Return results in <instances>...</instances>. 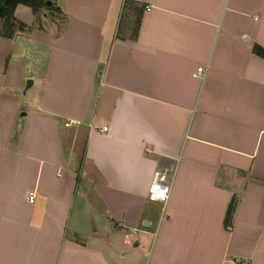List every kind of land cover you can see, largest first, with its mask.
Returning a JSON list of instances; mask_svg holds the SVG:
<instances>
[{
  "label": "crops",
  "instance_id": "obj_1",
  "mask_svg": "<svg viewBox=\"0 0 264 264\" xmlns=\"http://www.w3.org/2000/svg\"><path fill=\"white\" fill-rule=\"evenodd\" d=\"M53 1L0 35V264H264V0Z\"/></svg>",
  "mask_w": 264,
  "mask_h": 264
},
{
  "label": "trees",
  "instance_id": "obj_2",
  "mask_svg": "<svg viewBox=\"0 0 264 264\" xmlns=\"http://www.w3.org/2000/svg\"><path fill=\"white\" fill-rule=\"evenodd\" d=\"M47 0H0V35L6 37H14L18 31L28 29L27 25L19 21L15 17V10L19 4H25L32 7L34 13L39 14L43 7H47ZM55 8H49L53 9ZM255 51L264 56V49L260 46H255ZM236 201L232 202L226 216V222L229 223L233 217Z\"/></svg>",
  "mask_w": 264,
  "mask_h": 264
},
{
  "label": "built area",
  "instance_id": "obj_3",
  "mask_svg": "<svg viewBox=\"0 0 264 264\" xmlns=\"http://www.w3.org/2000/svg\"><path fill=\"white\" fill-rule=\"evenodd\" d=\"M204 72V67H199L197 74ZM108 127H104L107 130ZM173 176L166 170L158 169L153 174L152 183L149 189L150 198L154 200H160L164 203L167 202L172 188ZM29 200H35V193H30Z\"/></svg>",
  "mask_w": 264,
  "mask_h": 264
},
{
  "label": "rangeland",
  "instance_id": "obj_4",
  "mask_svg": "<svg viewBox=\"0 0 264 264\" xmlns=\"http://www.w3.org/2000/svg\"><path fill=\"white\" fill-rule=\"evenodd\" d=\"M44 11H47V8L46 7H43L41 10H40V12H39V14H38V23H37V26L39 27V26H42V23H43V21H42V13L44 12ZM127 14L125 13V11H123L122 10V20L120 21V29H121V31L124 29V27H125V25L127 26V28H128V26H129V28H130V30L128 31L129 33H131V32H134L135 31V24H134V22L133 21H127ZM126 22V23H125ZM128 28V29H129Z\"/></svg>",
  "mask_w": 264,
  "mask_h": 264
},
{
  "label": "water",
  "instance_id": "obj_5",
  "mask_svg": "<svg viewBox=\"0 0 264 264\" xmlns=\"http://www.w3.org/2000/svg\"><path fill=\"white\" fill-rule=\"evenodd\" d=\"M46 4H47L48 8L54 7V1L53 0H47ZM32 84H33V80L32 79H28L27 82H26V87H25L24 93H26V90L29 89L32 86ZM25 114H26L25 112L22 113V115H25Z\"/></svg>",
  "mask_w": 264,
  "mask_h": 264
}]
</instances>
